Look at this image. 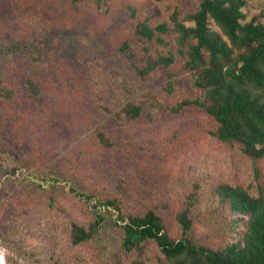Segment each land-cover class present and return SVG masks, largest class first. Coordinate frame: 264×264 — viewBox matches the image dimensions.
Returning a JSON list of instances; mask_svg holds the SVG:
<instances>
[{
  "label": "rangeland",
  "instance_id": "rangeland-1",
  "mask_svg": "<svg viewBox=\"0 0 264 264\" xmlns=\"http://www.w3.org/2000/svg\"><path fill=\"white\" fill-rule=\"evenodd\" d=\"M246 1V21L264 11V0ZM197 6L198 0H0V90L8 93L0 92L2 264H164L154 243L142 256L125 252L110 218L92 239L72 244L71 224L86 226L95 217L76 193L116 198L125 214L153 210L173 238L180 237L177 214L198 193L196 211L216 214L193 223V242L219 248L241 238L245 220L234 228L235 216L219 207L213 191L227 183L264 195V157L253 160L240 144L212 137L215 123L203 110H172L199 95L170 31L174 13L182 20ZM141 21L165 24L169 30L157 34L163 43L140 38ZM161 53L175 62L141 75ZM128 103L142 107L140 116L117 120Z\"/></svg>",
  "mask_w": 264,
  "mask_h": 264
},
{
  "label": "trees",
  "instance_id": "trees-1",
  "mask_svg": "<svg viewBox=\"0 0 264 264\" xmlns=\"http://www.w3.org/2000/svg\"><path fill=\"white\" fill-rule=\"evenodd\" d=\"M246 6V0H198L196 11L182 20L173 14L170 31L176 35L178 54L184 58L183 68L193 74V87L199 95L181 100L172 110L179 112L186 107L203 110L215 123L214 130L209 131L212 137L238 143L246 157L258 160L264 157V23L259 20L264 18V11L246 21ZM130 9L134 14L135 9ZM168 30L163 23L154 27L144 21L136 24V33L147 42L156 38L163 43L157 34ZM44 43V40L34 43L32 52L39 53ZM123 50L129 51L127 45ZM128 55L133 57L132 53ZM174 62L172 53H161L153 62H147L140 73L147 76L157 67L168 68ZM26 85L32 94H38L32 80H27ZM141 112L140 105L128 103L114 117L129 123ZM97 138L105 147L111 146L104 133H98ZM16 170L20 171L11 172ZM213 194L219 207L226 204V212L235 216L229 221L234 228L245 220V230L238 241L219 248L193 242L190 237L193 223L202 221L204 213L196 211L198 193L189 194L187 206L177 214L179 238L167 233L161 217L153 210L141 215L125 214L116 198L102 201L76 193L95 210V217L86 226L71 224V242L79 245L89 241L104 220L110 218L121 229V248L127 253L135 251L142 256L145 244L154 243L164 264H264V195L253 196L227 183L217 186ZM204 214L210 219L216 213Z\"/></svg>",
  "mask_w": 264,
  "mask_h": 264
},
{
  "label": "clouds",
  "instance_id": "clouds-1",
  "mask_svg": "<svg viewBox=\"0 0 264 264\" xmlns=\"http://www.w3.org/2000/svg\"><path fill=\"white\" fill-rule=\"evenodd\" d=\"M0 264H2V257H0Z\"/></svg>",
  "mask_w": 264,
  "mask_h": 264
}]
</instances>
